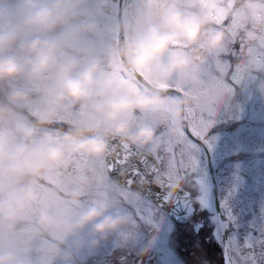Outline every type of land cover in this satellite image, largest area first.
I'll list each match as a JSON object with an SVG mask.
<instances>
[{
	"label": "clouds",
	"instance_id": "obj_1",
	"mask_svg": "<svg viewBox=\"0 0 264 264\" xmlns=\"http://www.w3.org/2000/svg\"><path fill=\"white\" fill-rule=\"evenodd\" d=\"M88 3L0 0V230L13 233L31 220L53 264H86L139 218L113 202L101 167L74 176L54 205L41 204L46 177L68 156L105 161L117 144L155 157L162 130L190 143L188 131L203 133L216 116L212 98L197 92L204 81L194 68L225 50L232 19L264 32V0H131L126 14L103 26L96 17L112 0H100L95 13ZM218 6L228 9L227 23L213 19ZM101 30L110 37L103 50L89 42L66 55L69 42ZM184 175L172 163L151 183L174 185ZM154 239L145 234L139 244ZM0 264L34 262L10 249Z\"/></svg>",
	"mask_w": 264,
	"mask_h": 264
},
{
	"label": "rangeland",
	"instance_id": "obj_2",
	"mask_svg": "<svg viewBox=\"0 0 264 264\" xmlns=\"http://www.w3.org/2000/svg\"><path fill=\"white\" fill-rule=\"evenodd\" d=\"M119 1L112 0L106 14L96 17L102 26L118 19ZM130 4L131 0L123 1V15L130 10ZM99 5L100 0H89L87 9L95 13ZM227 15L228 9L218 6L213 19L225 21ZM228 32L225 50L198 64L193 71L204 81L198 94L201 98L211 97L215 108V120L203 133L211 143L207 147L212 153L222 210L232 222L228 240L232 264H264V32L253 28L249 20L237 18L228 25ZM89 42L103 50L110 37L101 30L91 37L71 41L65 48L66 55L78 54ZM241 73L245 78H241ZM160 140L163 147L156 158L162 172L172 163L185 169L179 182L192 192L195 218L187 225L178 224L110 178L105 190L116 205L134 209L139 222L104 242L88 256L86 264H225L223 224L217 216L212 174L203 144L197 153L199 168L195 173L187 141L174 143L163 130ZM93 167H101L109 177L104 161L68 156L63 167L51 172L39 185L41 204L61 202L73 177ZM195 175L203 180V190L193 183ZM145 234L155 239L150 246L142 247L139 240ZM246 242L253 244L251 252L245 247ZM44 244V237L37 233L31 220L13 233L0 230V253L21 249L34 264H53L52 254ZM213 244L215 249L210 247Z\"/></svg>",
	"mask_w": 264,
	"mask_h": 264
},
{
	"label": "water",
	"instance_id": "obj_3",
	"mask_svg": "<svg viewBox=\"0 0 264 264\" xmlns=\"http://www.w3.org/2000/svg\"><path fill=\"white\" fill-rule=\"evenodd\" d=\"M123 1L119 2L118 18L123 15ZM190 134V130L188 131ZM192 135V134H191ZM205 147L210 168L212 169V158ZM105 166L109 175L124 187L130 188L149 200L160 210L175 218L180 223H188L195 215L196 208L192 202L190 192L176 183L174 185L157 186L151 183L152 177L161 173V170L152 155L137 149L116 145L115 151L105 160ZM147 178L148 183L141 185L142 178ZM215 193V205L218 218L225 223V234L223 236V251L226 264L230 261L227 238L231 229L230 220L226 219L220 203L218 184L213 174ZM171 192L172 195L168 193ZM199 227V226H198Z\"/></svg>",
	"mask_w": 264,
	"mask_h": 264
},
{
	"label": "snow or ice",
	"instance_id": "obj_4",
	"mask_svg": "<svg viewBox=\"0 0 264 264\" xmlns=\"http://www.w3.org/2000/svg\"><path fill=\"white\" fill-rule=\"evenodd\" d=\"M192 135L196 138V140L193 141V140L189 139L190 143L188 145V152H189V159H190L191 164H192V166L195 170V173H196L198 168H199V160L197 158V153L200 150V145L206 144L210 148L211 143L207 139L206 133H197V134H192ZM196 141H198V142H196ZM195 176H196V179L193 181V183L199 185L201 187V189L203 190V186H204L203 180L198 175H195ZM226 219H230V216L227 217ZM245 247L248 248L249 251L251 252V250L253 249L254 246L251 242H246ZM252 259H253V261H255L254 254L252 255ZM228 264H232V262L229 261Z\"/></svg>",
	"mask_w": 264,
	"mask_h": 264
},
{
	"label": "flooded vegetation",
	"instance_id": "obj_5",
	"mask_svg": "<svg viewBox=\"0 0 264 264\" xmlns=\"http://www.w3.org/2000/svg\"><path fill=\"white\" fill-rule=\"evenodd\" d=\"M211 246H212L213 248H215L214 244H213V245H210V247H211Z\"/></svg>",
	"mask_w": 264,
	"mask_h": 264
}]
</instances>
